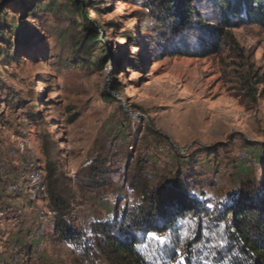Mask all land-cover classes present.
<instances>
[{
  "label": "rangeland",
  "instance_id": "obj_1",
  "mask_svg": "<svg viewBox=\"0 0 264 264\" xmlns=\"http://www.w3.org/2000/svg\"><path fill=\"white\" fill-rule=\"evenodd\" d=\"M33 2L0 0L8 19L2 31L21 17L25 36L21 46L13 33L0 37V48L11 44L13 54L0 61V264H117L94 241L82 247L57 238L45 184L34 191L25 169L28 162L44 168V148L73 197L70 222L84 236L96 224L119 221L145 201L149 187L165 186L182 171L204 215L138 232L139 257L145 264H242L219 212L240 181L264 177V27L225 28L218 51L174 55L177 43L194 49L200 36L188 29L169 34L143 0H91L86 18L100 27L91 59L102 61L88 63L84 54L77 63L79 15L65 0L27 14ZM197 6L212 17L206 0ZM113 56H120L117 65ZM95 163L105 174L93 184ZM11 183L16 191L9 193ZM40 215L44 235L36 253Z\"/></svg>",
  "mask_w": 264,
  "mask_h": 264
},
{
  "label": "trees",
  "instance_id": "obj_2",
  "mask_svg": "<svg viewBox=\"0 0 264 264\" xmlns=\"http://www.w3.org/2000/svg\"><path fill=\"white\" fill-rule=\"evenodd\" d=\"M33 1V4L27 8V14H31L29 12L35 8L39 12L49 11L54 4V0H50L48 4L38 6L39 0ZM65 1L72 11L79 15L78 20L74 21V28L77 29L76 36L73 38L74 61L83 63L82 55L85 54L88 63L100 64L102 57L92 60L91 57L94 54L90 53V50L92 51V48L100 42L97 34L100 27L90 18H86V10L89 9L91 0H87L85 3L83 0ZM201 1L143 0L147 9L156 16L161 25L168 24L170 26L169 34L188 29L200 36L196 48L192 49L191 45L183 40L181 44L177 43L173 46L171 54L205 55L209 51H218L220 38L224 34L225 28L245 24L264 27V0H206L211 4L213 14L211 18L204 17V14L199 12L197 4ZM4 8H0V37L7 41L6 38H3L4 35L13 33L15 45L21 46L25 42L23 40L25 37L23 36L24 28L22 27L24 24L20 21L21 17L17 24L8 25L9 32L2 31V27L8 21L4 14ZM31 15L38 14L34 12ZM210 21H215V24ZM59 35L62 37L64 33L61 32ZM6 46L5 50L0 48V61L2 58L4 61L13 57V54L9 52L11 44ZM104 51L105 49L102 48L101 56ZM111 60L117 65L120 56H113ZM136 61L140 62L142 59L136 58ZM111 89L117 90L115 83L112 84ZM107 98L111 97L107 96ZM120 108L124 110L123 107ZM30 117L39 118L38 114H31ZM146 130L150 131L152 127H147ZM44 151L45 156L48 157L43 168L46 173V197L48 195L49 211L53 212L52 216L54 215L52 227L57 238L82 247H86L94 241L101 250L112 256L117 264H145L136 251L139 244L138 232L169 230L174 227L179 217L188 214L204 215L206 210L203 200L190 194L181 178L182 171H179L173 182L160 188L149 187V191L145 192L146 196L143 197L145 201L135 205L130 211L123 212L119 221L96 224L91 235L86 237L83 231L72 226L70 222L69 208L73 197L66 194V180L57 172L55 164L49 158L51 149L44 148ZM261 151L264 162V146H261ZM94 165L91 172L92 177L89 178V182L93 184L105 174L101 166H97V163ZM239 188V193L221 206L219 216L225 223L234 249L244 260L242 264H264V177L242 180Z\"/></svg>",
  "mask_w": 264,
  "mask_h": 264
},
{
  "label": "bare ground",
  "instance_id": "obj_3",
  "mask_svg": "<svg viewBox=\"0 0 264 264\" xmlns=\"http://www.w3.org/2000/svg\"><path fill=\"white\" fill-rule=\"evenodd\" d=\"M25 169L27 171L28 174V184L30 185L31 188H35V189H42L44 187V183H39V180H37V178H33L34 177H42V170L40 168H37V166L34 164V162H28V164L25 165ZM4 169L0 171V181L2 179L1 175L3 174ZM16 185V184H15ZM6 188V187H5ZM9 193L16 191V186H14V184H12V186H7L6 188ZM43 190V189H42ZM44 218V216L40 215L39 217V222H37V224L34 227L33 230V238L36 240V242L34 243V250L39 251L41 249V244H42V238L44 235V229L43 226L40 224L41 220ZM17 261H18V256H17Z\"/></svg>",
  "mask_w": 264,
  "mask_h": 264
},
{
  "label": "built area",
  "instance_id": "obj_4",
  "mask_svg": "<svg viewBox=\"0 0 264 264\" xmlns=\"http://www.w3.org/2000/svg\"><path fill=\"white\" fill-rule=\"evenodd\" d=\"M4 168L5 167H2V165H0V171L3 170ZM41 170H42V177H34V175H33V178H37V180H39V183H44L46 181L45 180V173H44L43 169H41ZM12 184L13 183H11L9 186H12ZM34 191H35V188H34ZM38 203H40V202H38ZM38 203H36V204H38ZM15 248H16V246L15 247H11L12 260L14 259V256H15ZM36 253H37V250H36Z\"/></svg>",
  "mask_w": 264,
  "mask_h": 264
},
{
  "label": "crops",
  "instance_id": "obj_5",
  "mask_svg": "<svg viewBox=\"0 0 264 264\" xmlns=\"http://www.w3.org/2000/svg\"><path fill=\"white\" fill-rule=\"evenodd\" d=\"M34 239V238H33ZM35 240V239H34ZM36 242V240L34 241V243ZM22 263V262H19V264Z\"/></svg>",
  "mask_w": 264,
  "mask_h": 264
}]
</instances>
